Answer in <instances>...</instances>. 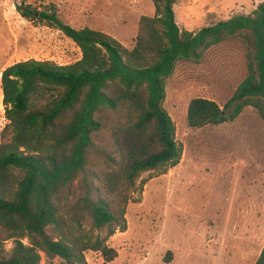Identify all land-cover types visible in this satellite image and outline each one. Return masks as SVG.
Returning a JSON list of instances; mask_svg holds the SVG:
<instances>
[{
    "label": "trees",
    "instance_id": "16d2710c",
    "mask_svg": "<svg viewBox=\"0 0 264 264\" xmlns=\"http://www.w3.org/2000/svg\"><path fill=\"white\" fill-rule=\"evenodd\" d=\"M152 2L155 16L140 19L133 49L101 31L64 23L54 5L43 11L19 7L25 19L61 31L82 58L67 66L29 60L2 73L8 123L0 138V264H41L42 254L65 264H89L87 252L100 253L108 263L118 258L108 242L127 231L129 193L142 174H165L184 155L176 124L164 108L167 80L179 62L200 64L213 47L243 41L248 47L245 80L224 109L214 100L193 99L188 123L192 129L232 123L247 108L264 120V1L249 16L195 32L177 24L176 0ZM110 112L122 113L112 127L120 159H112L101 183L121 201L114 210L88 194L73 206L68 221L67 190L85 173L93 140ZM86 219L107 234L86 232ZM255 264H264V248Z\"/></svg>",
    "mask_w": 264,
    "mask_h": 264
},
{
    "label": "rangeland",
    "instance_id": "374dc122",
    "mask_svg": "<svg viewBox=\"0 0 264 264\" xmlns=\"http://www.w3.org/2000/svg\"><path fill=\"white\" fill-rule=\"evenodd\" d=\"M264 0H176L180 29L198 31L232 17L249 16ZM56 7L59 18L76 29L106 33L133 49L144 16L154 17L152 0H0V138L7 125L1 76L8 67L29 60L59 66L76 63L79 48L61 31L25 19L19 7L41 11ZM248 47L241 40L210 49L200 64L179 62L167 80L164 108L184 146L181 163L141 175L127 205V231L108 242L118 258L108 263L87 252L89 264H255L264 248V120L247 108L232 123L192 129L188 107L193 99L216 101L222 109L248 75ZM122 113H109L94 138L85 173L67 190L64 216L86 195L105 200L115 210L121 198L102 187L103 173L119 160L112 137ZM146 182L144 185L143 183ZM83 229L94 236L86 219ZM48 233L53 236L52 229ZM28 244V241H24ZM13 244H6L11 251ZM172 254L169 255L168 253ZM41 264H65L42 254Z\"/></svg>",
    "mask_w": 264,
    "mask_h": 264
},
{
    "label": "crops",
    "instance_id": "0c3cea01",
    "mask_svg": "<svg viewBox=\"0 0 264 264\" xmlns=\"http://www.w3.org/2000/svg\"><path fill=\"white\" fill-rule=\"evenodd\" d=\"M79 50H80V49H79ZM81 58H82V53H81V51H80V59H81ZM80 59H79V60H80Z\"/></svg>",
    "mask_w": 264,
    "mask_h": 264
}]
</instances>
